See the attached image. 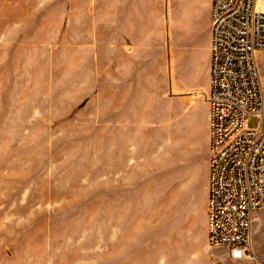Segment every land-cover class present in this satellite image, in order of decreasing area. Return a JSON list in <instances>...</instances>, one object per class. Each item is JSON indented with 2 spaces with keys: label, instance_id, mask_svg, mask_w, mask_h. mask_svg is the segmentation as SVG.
I'll return each instance as SVG.
<instances>
[{
  "label": "rangeland",
  "instance_id": "obj_1",
  "mask_svg": "<svg viewBox=\"0 0 264 264\" xmlns=\"http://www.w3.org/2000/svg\"><path fill=\"white\" fill-rule=\"evenodd\" d=\"M112 2L0 0V264H260L191 252L205 90L114 51ZM251 237L264 261V210Z\"/></svg>",
  "mask_w": 264,
  "mask_h": 264
},
{
  "label": "built area",
  "instance_id": "obj_2",
  "mask_svg": "<svg viewBox=\"0 0 264 264\" xmlns=\"http://www.w3.org/2000/svg\"><path fill=\"white\" fill-rule=\"evenodd\" d=\"M264 11L256 0H211L208 104L207 244L230 258L256 259L252 223L264 210ZM249 114L259 126L247 125Z\"/></svg>",
  "mask_w": 264,
  "mask_h": 264
},
{
  "label": "crops",
  "instance_id": "obj_3",
  "mask_svg": "<svg viewBox=\"0 0 264 264\" xmlns=\"http://www.w3.org/2000/svg\"><path fill=\"white\" fill-rule=\"evenodd\" d=\"M112 11L114 51L128 52L129 59L139 63L134 66L138 68L152 67V54H159V61L167 60L174 70L179 88L207 92L211 62V0H113ZM179 74L191 77L192 82L182 85ZM207 178L208 163L201 169L193 215L187 222L191 227V252H196L195 256L213 255V249L207 244ZM202 233L204 242L197 243L195 239Z\"/></svg>",
  "mask_w": 264,
  "mask_h": 264
},
{
  "label": "bare ground",
  "instance_id": "obj_4",
  "mask_svg": "<svg viewBox=\"0 0 264 264\" xmlns=\"http://www.w3.org/2000/svg\"><path fill=\"white\" fill-rule=\"evenodd\" d=\"M257 1V8L261 11H264V0H256Z\"/></svg>",
  "mask_w": 264,
  "mask_h": 264
}]
</instances>
